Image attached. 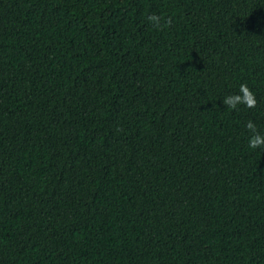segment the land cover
<instances>
[{
	"label": "trees",
	"instance_id": "trees-1",
	"mask_svg": "<svg viewBox=\"0 0 264 264\" xmlns=\"http://www.w3.org/2000/svg\"><path fill=\"white\" fill-rule=\"evenodd\" d=\"M249 119L264 0H0V264H264Z\"/></svg>",
	"mask_w": 264,
	"mask_h": 264
},
{
	"label": "clouds",
	"instance_id": "clouds-1",
	"mask_svg": "<svg viewBox=\"0 0 264 264\" xmlns=\"http://www.w3.org/2000/svg\"><path fill=\"white\" fill-rule=\"evenodd\" d=\"M149 24L156 28H161L162 17L156 14L147 16ZM166 23H171L167 21ZM222 103L226 109L235 110L239 105H244L247 108H254L257 104L255 92L246 84L242 83L239 86V90L235 94H228L222 97ZM244 127L249 131L248 146L250 149H257L264 146V134L257 131V123L254 120L249 119Z\"/></svg>",
	"mask_w": 264,
	"mask_h": 264
}]
</instances>
